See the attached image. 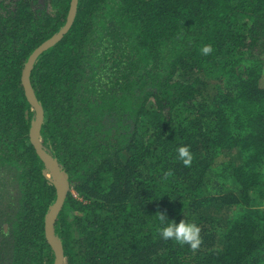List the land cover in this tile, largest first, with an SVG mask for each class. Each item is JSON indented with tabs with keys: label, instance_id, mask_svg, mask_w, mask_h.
I'll return each mask as SVG.
<instances>
[{
	"label": "trees",
	"instance_id": "obj_1",
	"mask_svg": "<svg viewBox=\"0 0 264 264\" xmlns=\"http://www.w3.org/2000/svg\"><path fill=\"white\" fill-rule=\"evenodd\" d=\"M71 5L0 0V264L57 262L22 78ZM30 83L69 188L64 264H264V0H78ZM159 212L196 222L200 247L163 239Z\"/></svg>",
	"mask_w": 264,
	"mask_h": 264
},
{
	"label": "water",
	"instance_id": "obj_2",
	"mask_svg": "<svg viewBox=\"0 0 264 264\" xmlns=\"http://www.w3.org/2000/svg\"><path fill=\"white\" fill-rule=\"evenodd\" d=\"M77 7H78V0H72L71 12H70L66 26L55 37L45 42L44 44H42L39 48L35 50V52L31 55L29 62L26 65L25 71L23 73V78H22L27 98L30 101V103L34 106L36 110V114H37L36 120L34 122V127L32 130V134H31V142L36 148L38 154L41 156V158L45 162L47 173L48 171L51 172L52 177H50V179L53 181L57 189V195H58L57 201L55 205L52 207L50 214L48 215L46 222H45L46 237L49 243L52 245V247L56 251V256H57L56 264H64V251H63V248L59 240L57 239L55 235V224H56L58 215L63 208L69 188L67 185V179L64 177L60 165L58 164L56 160H54L48 154V152L41 145V141H40L41 129L44 123L45 116H44V110L38 104L37 99L31 88L30 74H31V70L33 67V63L40 56V54H42L46 50L53 47L70 30V28L72 27L74 23L75 16L77 14Z\"/></svg>",
	"mask_w": 264,
	"mask_h": 264
},
{
	"label": "clouds",
	"instance_id": "obj_3",
	"mask_svg": "<svg viewBox=\"0 0 264 264\" xmlns=\"http://www.w3.org/2000/svg\"><path fill=\"white\" fill-rule=\"evenodd\" d=\"M212 52V47L206 45L202 48V53L208 55ZM178 158L183 162L185 166H190L192 162V153L187 146H181L178 148ZM171 174V173H169ZM156 218L159 222V235L165 240H173L180 245H187L192 250H197L201 243V229L196 222L189 220H181L176 222L174 219H169L165 212H159L156 214Z\"/></svg>",
	"mask_w": 264,
	"mask_h": 264
},
{
	"label": "rangeland",
	"instance_id": "obj_4",
	"mask_svg": "<svg viewBox=\"0 0 264 264\" xmlns=\"http://www.w3.org/2000/svg\"><path fill=\"white\" fill-rule=\"evenodd\" d=\"M48 175H49V177H52V174H51V172H50V171H48Z\"/></svg>",
	"mask_w": 264,
	"mask_h": 264
}]
</instances>
